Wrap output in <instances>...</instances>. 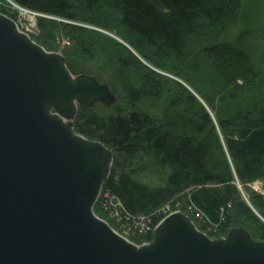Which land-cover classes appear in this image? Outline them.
Returning <instances> with one entry per match:
<instances>
[{
	"label": "trees",
	"instance_id": "obj_1",
	"mask_svg": "<svg viewBox=\"0 0 264 264\" xmlns=\"http://www.w3.org/2000/svg\"><path fill=\"white\" fill-rule=\"evenodd\" d=\"M6 1L75 24L40 16L36 41L49 48L52 33L62 32L73 52L103 63L115 83L123 108L100 117L79 106L72 122L113 152L104 213L140 236L163 218L156 213L165 205L192 206L200 230L242 228L264 241V197L249 189L258 181L264 189V81L250 33L230 37L243 23L242 0ZM81 25L112 28L146 63L188 84L210 112L177 81L147 67L137 73L130 53L103 50ZM203 76L208 91L199 85Z\"/></svg>",
	"mask_w": 264,
	"mask_h": 264
},
{
	"label": "water",
	"instance_id": "obj_2",
	"mask_svg": "<svg viewBox=\"0 0 264 264\" xmlns=\"http://www.w3.org/2000/svg\"><path fill=\"white\" fill-rule=\"evenodd\" d=\"M107 97L0 14V264H264L243 229L211 241L173 213L137 247L93 215L113 154L71 120Z\"/></svg>",
	"mask_w": 264,
	"mask_h": 264
},
{
	"label": "rangeland",
	"instance_id": "obj_3",
	"mask_svg": "<svg viewBox=\"0 0 264 264\" xmlns=\"http://www.w3.org/2000/svg\"><path fill=\"white\" fill-rule=\"evenodd\" d=\"M6 3H5L6 5H4L2 2H0V14L12 20L18 26L20 31L28 35L29 38L36 45L40 46L48 53H53L58 55L64 61L67 70L74 78L77 77L91 78L96 82L98 86L106 88L108 97L100 99L91 108L96 115L100 117L114 115L119 109L123 108L124 104L120 100L118 94L115 93L112 89V85L114 86L115 83L112 82L108 70L104 67L103 63H98L95 62L94 60L93 61L85 60L83 54L73 52L71 50V45H74L72 43V40L59 31L58 32L54 31L52 33L55 37V41L49 43L51 47L49 48L42 47L38 43V41H36L38 38L36 20L42 15H38V14L34 15L31 13L32 18L22 16L21 13L15 8V6L12 3L8 1H6ZM240 14L242 15L243 23H239L238 26L236 25L234 29H231L232 34L230 35V37L234 33H238L239 31H248V33H250L251 49L253 51L254 61L256 63L258 70L260 71L261 79L262 81H264V0H242V7ZM44 18L52 21L60 22L62 24L64 23L65 25H70V24L75 25L73 23L65 22L62 21L61 19L54 17H44ZM82 27L88 30L90 29V31L92 30L91 32H94L96 34L98 43L103 50H107L110 52H118L122 56H125L127 53H130L131 56H133L134 59L136 60L135 68L137 70V73L140 72L141 68L147 67L154 74L164 76L166 77V79H173L177 81L187 91H189L190 94H192L193 96L196 95L200 99V101H202V99L197 95V93L184 81L173 78L170 74L163 72L159 69H156L153 66L149 65L148 63H146L142 58L138 56V54L134 51L133 48H131L129 45L123 42L116 35L115 31L112 28L101 29L98 27H93V26L91 27L89 25H83ZM204 84H205V78L203 76L201 79H199V85L201 86L203 91H208L207 87H205ZM202 102L204 103V101ZM204 105L206 106L205 103ZM79 106H83V105H78L77 107ZM71 129L75 132L72 124H71ZM85 140L92 143H98L97 141L88 140L86 138ZM249 189L253 192L260 193L264 197V189L262 182H255L251 184L249 186ZM107 197H108L107 195L104 196L102 194V186H101L98 198L92 208L93 215L99 221L104 223L116 235L126 240L127 242L134 244L137 247L151 244L156 233V228L160 222H158L155 226H152L148 230L145 229L144 231V229H142V234H141L142 237H140L141 235L140 236L133 235L131 234L130 231H128V229H124L118 226L117 221L113 219L112 215L106 214L102 211L100 204L102 200L104 201V199H107ZM167 212L169 213L171 212V210L168 209ZM180 214L184 215L183 213ZM187 218L195 226V228H197L201 233L207 236L211 241L226 240L233 231L238 229L242 230V228L230 229L227 234L218 235L217 231L215 230H211V229L200 230V228L197 225V223L200 221H194L190 219L189 215L187 216ZM246 232L248 233L250 239L253 242L264 243V241L256 240L250 234V232L248 231ZM147 238L148 240H146Z\"/></svg>",
	"mask_w": 264,
	"mask_h": 264
},
{
	"label": "built area",
	"instance_id": "obj_4",
	"mask_svg": "<svg viewBox=\"0 0 264 264\" xmlns=\"http://www.w3.org/2000/svg\"><path fill=\"white\" fill-rule=\"evenodd\" d=\"M168 209H170L171 210V207L169 206V205H165L164 207H162L156 214L157 215H167L168 214V212H167V210ZM187 212L189 213V214H192L193 215V217L195 218V219H198V220H201L202 219V216L200 215V213H198V212H196L195 211V209L192 207V206H189L188 208H187ZM170 213V212H169ZM147 230L149 229V227L148 228H146Z\"/></svg>",
	"mask_w": 264,
	"mask_h": 264
},
{
	"label": "bare ground",
	"instance_id": "obj_5",
	"mask_svg": "<svg viewBox=\"0 0 264 264\" xmlns=\"http://www.w3.org/2000/svg\"><path fill=\"white\" fill-rule=\"evenodd\" d=\"M15 6V5H14ZM15 8L21 13L22 16H26V17H29V18H32L31 17V14H28L29 12H27L25 9L21 8V7H17L15 6ZM18 31L21 33L20 29L18 28V26L16 25ZM28 36V35H27ZM29 37V36H28ZM259 182V181H258Z\"/></svg>",
	"mask_w": 264,
	"mask_h": 264
}]
</instances>
